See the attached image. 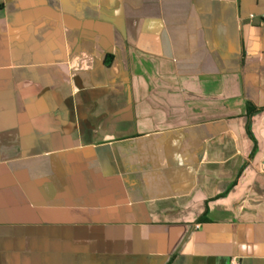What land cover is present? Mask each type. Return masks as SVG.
I'll use <instances>...</instances> for the list:
<instances>
[{
	"label": "crops",
	"instance_id": "0c3cea01",
	"mask_svg": "<svg viewBox=\"0 0 264 264\" xmlns=\"http://www.w3.org/2000/svg\"><path fill=\"white\" fill-rule=\"evenodd\" d=\"M263 166L264 0H0V264H264Z\"/></svg>",
	"mask_w": 264,
	"mask_h": 264
},
{
	"label": "built area",
	"instance_id": "2783aa9c",
	"mask_svg": "<svg viewBox=\"0 0 264 264\" xmlns=\"http://www.w3.org/2000/svg\"><path fill=\"white\" fill-rule=\"evenodd\" d=\"M263 169H264V166H263ZM197 228L199 227V226H196Z\"/></svg>",
	"mask_w": 264,
	"mask_h": 264
},
{
	"label": "trees",
	"instance_id": "16d2710c",
	"mask_svg": "<svg viewBox=\"0 0 264 264\" xmlns=\"http://www.w3.org/2000/svg\"><path fill=\"white\" fill-rule=\"evenodd\" d=\"M250 113H251V115H252L253 112L251 111Z\"/></svg>",
	"mask_w": 264,
	"mask_h": 264
}]
</instances>
